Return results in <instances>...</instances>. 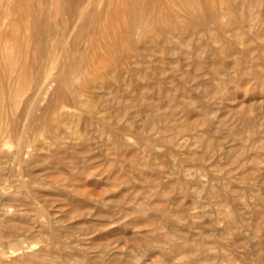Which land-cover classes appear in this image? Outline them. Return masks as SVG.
<instances>
[{
	"label": "bare ground",
	"instance_id": "6f19581e",
	"mask_svg": "<svg viewBox=\"0 0 264 264\" xmlns=\"http://www.w3.org/2000/svg\"><path fill=\"white\" fill-rule=\"evenodd\" d=\"M20 1L16 4H25ZM100 1L103 8L99 10L95 7L98 5L96 0H39L43 8L41 4L34 17L30 16L32 18L28 14L24 16L21 13L23 9L18 11V5L16 14H10L8 30L0 33V36L8 38L0 42V264H74L69 257L71 254L66 251L68 244L61 241L62 237L52 224L49 212L37 202V193L59 184L57 180L46 182L43 173L49 172L62 154L69 149H87L93 140L105 142L106 138L116 142L117 152L135 153V159L129 162L131 172L136 171L150 185L148 194H143L144 201L137 204L142 209L153 210L157 217L151 224L154 238L151 244L155 243L162 255H167L168 251L176 253L177 264H218L219 257H227L231 247L237 243L233 236L240 230L237 220L242 212L238 214V210L245 212L244 209L254 207L255 214H259L264 208L260 206L264 201L261 202L260 198L262 204L259 206L253 205L258 203L255 201H241L243 198L240 199L235 189L241 179L235 181L223 170L220 174L219 170L192 171L180 165L181 170L174 159V172L166 182H162L160 175L164 171L155 169L154 165L161 159L172 160L175 151L188 152V143L182 138L190 131L195 132L194 137L212 151L229 133L246 143L253 140L251 148L264 149L262 137L263 144L258 146L255 143L258 130L250 129L247 124L243 126L240 123L239 129L233 131V127L232 133L223 136L222 128L216 125L218 122L211 102H205V96H217L219 91L221 94L244 67L254 72L255 81L262 78L259 72L264 71V57L257 56L259 45L248 46L247 42H264L261 35L264 30V0ZM115 6L120 9L114 11L112 7ZM247 37L250 39L245 42ZM148 42L153 44L148 45ZM159 53L162 55H157ZM104 55L112 61L108 70L104 65L95 66ZM176 55L180 66L193 57L197 69L210 67V83H215L214 80L220 83L217 81L218 84L211 85L208 82L202 97L195 93L199 97L190 101L186 99V102L182 100L187 94H179L184 97L180 96L181 102L166 95L165 90L170 84L161 66ZM231 59V65L224 64ZM184 65L187 66V63ZM133 66L136 73L128 75ZM243 78L246 77L243 75ZM155 86L157 90L153 91L154 94L148 93ZM128 87L142 90L137 96L138 109L135 112V116L141 119L138 127L132 126L126 118L120 123L106 121L97 106L101 99L95 96L97 93L112 92L115 94L113 102L120 107L116 112L119 115L125 105H130L122 97ZM216 96L214 101L218 99ZM222 99H219L221 104L226 101ZM197 102L198 105L195 104ZM164 106L166 111L160 113L158 108ZM193 114L198 115L199 120L195 116L196 122L190 119L191 123H186ZM200 126H203L202 130L197 129ZM129 129L137 139L132 147L126 138ZM204 135L208 136L207 139ZM243 150L233 155L235 164L243 158L240 156ZM189 152L184 154L186 158L197 156L192 157L194 154ZM140 153L144 155L141 157ZM205 156L202 154L194 160L203 162ZM256 160H259L257 156L246 168L247 172L255 169L260 161ZM245 166L244 163L240 167ZM242 171L245 172L244 169ZM179 182L184 183L182 187L186 186L183 191L179 190V194L191 197L193 204L197 205L195 208H188L187 204L184 206L182 200L175 203L174 195ZM151 197H155L157 203L151 204ZM230 205L235 206L236 212H231ZM45 217L49 219L46 223ZM181 219H185L188 231L184 228L183 235L178 232V237L173 236V232L180 231L178 227L181 225L178 224ZM197 220L199 222L196 223L201 226L195 229L194 222ZM20 221H29L28 227L35 232L33 236L41 238V242L29 243L20 239L18 233L26 230L21 228ZM224 221L229 222L226 230L221 229L222 224L221 227L218 225ZM37 228L39 231H34ZM89 264L101 262L95 259Z\"/></svg>",
	"mask_w": 264,
	"mask_h": 264
},
{
	"label": "rangeland",
	"instance_id": "374dc122",
	"mask_svg": "<svg viewBox=\"0 0 264 264\" xmlns=\"http://www.w3.org/2000/svg\"><path fill=\"white\" fill-rule=\"evenodd\" d=\"M19 1L20 0H0V30H1L0 33H3L6 29L8 30V28L6 27L8 24H10L11 21L10 14H13L15 13V11L18 10V5L20 8L18 11H21L23 9L22 10L23 12L21 11V13H23L24 16H27L28 14L29 18H32L30 16L34 17V14H36V12L39 11L37 8H39L41 4H42L41 7L43 8V3L42 2L39 3V0H35V1L28 0L27 2L29 3V5L28 3L27 5L29 7L31 6L30 8L26 5V0L20 1L25 3V4L21 3L24 5V7L26 5L25 8L22 7L23 5H20V3L18 5L16 4ZM36 1L37 3H34ZM96 1H97L96 4L98 5H95V7L99 10L102 9L103 8L102 1L100 0H96ZM116 7L117 6L112 7L114 11H118V9H120L119 6L117 8ZM15 17L12 19H15ZM261 35L263 38L264 30L263 32H261ZM6 37H7L6 35L0 36V42L7 41L8 38ZM249 39L250 38L247 37L245 39V42L248 41ZM257 41L250 40L249 41L250 43L247 42V44L248 46L259 45L257 52H259L260 55L258 54L257 56H261V58H263L264 48L262 46L264 42H261L262 44H260L257 43ZM123 43L125 44V41ZM151 44L153 43L148 42V45ZM221 44L223 45V43ZM257 52L253 53V55L254 54L256 55ZM157 55H162V54L159 53ZM176 57L177 55L171 60L165 61V63L163 64L161 63L162 64L161 67H163L162 69L164 72L163 75L166 77L167 83L171 85V86L169 85L167 90H165V94L171 97L178 98L179 102H181L180 100H182L181 99L182 96L179 94L181 93L185 95L187 94V96L189 95L190 97L188 96L189 98H187V96H185L186 98L183 99L182 101L184 100L185 102L187 100L190 101L189 99H195L196 96L199 97V95H201L204 92V90L207 89L206 87L210 83V79L212 77L210 76L212 75L210 74L209 71L210 67L209 69L207 68L208 66H205L207 69L205 67H203L205 69L203 68L197 69L193 57H191L188 61L183 62L184 64L187 63V66L184 64H182L183 66H180L177 64L178 62ZM232 59L227 60L228 62L226 61L224 64L231 65ZM133 61L134 59L132 60V62ZM192 61L194 63H192ZM111 64L112 61H110L109 56L104 55L103 57L97 60L95 66L104 65L108 70L110 69ZM178 66L180 68L182 67L180 73ZM194 66L197 70L194 69ZM246 70L248 69L244 67L243 70L242 68V71L239 74H237V76L235 74L237 78L235 76L234 79L232 78L233 82L230 80H229L230 83L229 81L227 82V84L228 83L229 84L227 85L226 88L224 87L225 89L224 91H222L221 94H219L220 93L219 91L218 94L223 96L220 97L217 94L218 99L214 101L215 100L214 96L216 95L210 94L209 97L205 96V99L207 100L205 99L204 100L205 102L207 101L206 103H208V101L209 103L211 102L210 104H212V109H214L215 111L214 115H215V119L217 120L216 122H218V124L216 125L220 129L222 128L221 134L224 133L223 136L227 135L229 132L232 133L233 127H234L233 131L239 129L240 127L238 126H241L240 123H242L243 126L247 124L250 126L249 127L250 129L254 128L255 130H258L257 136L260 139L258 140L257 137L255 139V143L256 144L258 143L257 145L259 146L264 139V135H263L264 134V71L259 72L262 76V78L260 77L262 80L259 78L260 80L259 79L258 80L260 82L258 80L257 82L254 80L255 79L254 72L248 70L249 72L247 71V73H245ZM105 71L106 70L102 72ZM128 72H129L128 75L132 73H136V68L133 66ZM194 75H197V77H195ZM232 75L234 74H231V76ZM243 75L244 77H246L245 79L243 78ZM237 80L240 86L238 85ZM217 81L218 80L216 81L214 80L215 83L211 82L210 84L211 85L218 84L219 81L218 82ZM234 82L237 83L236 87L234 86L235 85ZM186 89L190 91H187ZM230 89L232 90L230 91ZM155 90H157V86H155V89H149L148 93L154 94L153 91ZM141 92L142 90L137 88L135 89L134 87H128L126 89L122 97L127 99L126 102L129 101L130 105H125V106L123 105L124 108L123 110H121L119 115H116V112L117 109L120 107L113 102L115 98V94L107 91H102L100 93H97V95L95 96L101 97V99H99V103L97 104V106L100 109L101 116H105L106 121L108 122L116 121L118 123H120L122 120H125L126 118V120L132 124V126L138 127L141 124V119H138L135 116V112L138 109L137 98L140 96ZM195 93H198L199 95L196 94L195 96L194 95ZM178 95L179 97L180 96L181 97L179 98ZM202 96L203 95H201V97ZM224 97L225 99H222ZM219 99L226 101L222 102L221 104L219 102L221 100ZM195 104L198 105L199 103L197 102ZM179 105H182V103H179ZM166 109H167L166 106L158 108L160 113H163L164 111H166ZM192 116H193L192 118H189L187 121H185L184 119V121L186 123L188 122L191 123L190 119H192L193 122H196L197 120L195 116L197 117L198 115L193 114ZM197 119L199 120V117H197ZM226 125H228V129ZM201 127L203 126H200L197 129L200 130ZM126 133L128 134L126 137L128 139V144L130 143L129 145L131 147L134 146L135 143L137 142V139L133 135V132L129 129L127 130ZM194 133L195 132H191V131L189 133L187 132L185 134L186 136H183L182 140L184 139V141L185 140L187 141L188 144H186V146L188 152L192 151L191 154H194L192 155V157L195 155H197L198 157L201 156L202 154L206 155L203 162L202 160L197 161L196 160L198 158L197 156L193 158L191 157L186 158L184 154L188 153L187 151H182L183 153L181 151L180 152L175 151L176 153L174 152L173 155L174 157L172 160L161 159V161L156 162V165H154L155 169L158 170L161 169L164 171L161 172L160 177L162 180L160 181L166 182L169 179L167 177H170V175L174 172L175 168L173 167L172 162L175 159L177 160L176 162H178L179 167L181 168L180 165H182V168H184L185 170L186 168L187 170L192 169V171L219 170L218 171L219 174L222 173L223 170L224 173H226V175L227 174L232 175L235 181L237 180L239 181V179H241L240 181L241 182L243 181L245 184L243 182L242 184H240L239 181L237 186L235 187V189L237 188L236 191L240 199L242 198L244 199V200L242 199L241 201L244 202L249 201V203H253L254 201L258 202L256 204H253L255 206H259L260 204H262L260 203V198H261V202H263L264 201L263 199L264 198V149L258 150L257 148L256 149L251 148L250 144H252L251 142L253 140H250L249 142L246 143L241 141L238 137L235 136L233 137L232 136L233 133L230 136L229 133V135H227L228 137L222 139L220 143H218L212 151V150H208L207 146H205V144L203 145V142L201 143L199 140H197L194 137ZM259 133L262 135H260ZM206 136L204 135L203 137L207 139L208 136L207 137ZM95 140H96L95 142H93L94 140L91 142V145L87 149H83V150L80 148L69 149L66 153L62 154L58 159H56L54 166H52V169L49 172L43 173L44 175L43 178L46 182H52L54 180H57L59 184L53 185V187L48 188L47 190L45 189V191L41 190V192L37 193V198H38L37 202H39V204L45 207L47 212H49L52 220V224L58 228V232L62 237L61 241L65 244H68L69 248L67 247L66 251L69 255L71 254L69 256L71 257L70 258L71 262L74 264H89L90 261L96 259L100 261L101 264H177L178 255H176V253H174L173 251L170 252L168 251L167 255H162L160 248L156 247L157 245L155 243H152L153 245L151 244L152 242L151 240H154L152 236L153 233L151 231L152 228L151 224L153 223V218H157V217L154 216L155 213L153 212V210H145L139 207L140 201L141 200H142L141 202L144 201L143 194L149 192L151 188L150 187L148 188V186L150 185H148V183L142 180L141 176L136 171H134L133 173L131 172L132 166L130 163L135 159V155H134L135 153L133 152L131 153L129 151L117 152L116 142L107 138L104 139L105 142H102L103 140L100 141L99 139L98 140L95 139ZM199 145L201 148L199 147ZM243 146H245L244 148L245 150H243L242 148ZM219 150L221 152H219ZM239 150L240 151L243 150L242 154L240 155L243 158L242 159L239 158L240 160L238 162L239 163L241 162L240 163L241 165L245 163L246 165L245 168H241L240 167L241 165H238L239 163L235 164V162L233 161V157L235 156L234 154L239 153L240 152ZM209 151L210 152L212 151L211 154L209 153ZM244 151L245 153H243ZM180 153L182 155L178 156L180 155ZM140 155L142 157L144 154L140 153ZM256 156L259 158L260 161L256 160L259 162L257 163V166L254 169L255 172H253L254 170H252L251 173H249L246 170L248 169L249 166L252 165V162L254 161ZM194 158L196 159L194 160ZM179 159L181 161H178ZM112 161L113 163L117 162L116 164L114 163L115 167L113 166L114 164H112ZM205 167H207L208 169ZM124 168L125 170L124 172H122ZM182 168L181 170H183ZM243 169L245 170V172L242 171ZM39 170H44V168H40ZM165 174L166 175L169 174V175L165 176ZM232 176L231 178H233ZM242 176L243 178H241ZM179 185L181 186V188ZM182 185H184V183L182 184L181 182H179L177 185V192L175 193L177 197H175L174 195V198L176 200L175 203H178V201L180 202L182 200L181 203H184L183 204L184 206L187 204L186 207L195 208L197 205L195 203L193 204L191 197L188 196L185 197L182 193H181L182 195L179 194L182 188L183 190L186 188V186L182 187ZM250 194L251 196L254 195L252 196L253 198L250 196ZM153 198L155 199V197H151L150 199L152 201L151 204L153 202L157 203L158 200L157 199L154 200ZM137 202L139 203L137 204ZM260 206L263 208L264 202ZM233 207L235 206L232 205L231 207L232 209L229 208L231 212L236 210ZM253 208L250 210L244 209L248 211L247 213L246 211L244 212L243 209L238 210L239 211L237 212L238 214L242 212L240 216L238 215L239 221L237 220V226L239 225L238 227L240 228V230L238 231L236 229L238 227L233 228V230L236 229L238 231V232H234L235 237L233 236V238H235V241H237V243H235L234 247H231V249L229 250V255L227 257H225L224 259H222L223 257H219L221 259L218 260L219 259L218 258L217 259L218 261L216 260L217 262H219L218 264L220 263L221 264H225V263L226 264H264L263 262L264 261V216H263L264 208L263 209L261 208L263 213L261 212L259 214H255ZM253 214H255V216ZM241 215L244 217H242ZM149 216L152 219H150ZM182 219L178 224L181 225L180 227H178L180 228V231H177L176 234L175 232H173L172 234L173 236H177L179 234L183 235L185 233L184 228L186 229V232L188 231V228L185 227L186 224L184 225V223H186L184 221L186 218L184 220ZM44 220L45 223L49 221L47 217H45ZM240 220L243 221L241 222ZM196 222H199V220L194 222L195 229L201 226L199 223L198 225ZM238 222H241L242 224L241 223L238 224ZM19 223L21 228H26V230L24 229V232L21 231V233H18L21 235L18 236L20 239H25L26 242L29 243L41 242V238L37 236H33L35 232H33V230L32 231L30 230L31 227H28L30 224L29 221H20ZM221 224L223 227L220 226ZM218 225L219 227H221L222 230H226L229 227V222L224 221L222 223H219ZM181 229L184 231H182ZM34 231H39V228H37V230ZM178 232L180 233L177 234ZM239 232L242 235V238H239L241 236L239 235ZM231 233L229 232V234ZM219 237L222 238L221 236ZM154 244H155V248H154ZM161 258L164 260H162ZM223 260L225 261V263ZM230 261L232 263H230Z\"/></svg>",
	"mask_w": 264,
	"mask_h": 264
}]
</instances>
